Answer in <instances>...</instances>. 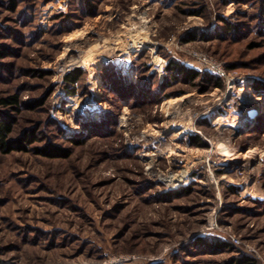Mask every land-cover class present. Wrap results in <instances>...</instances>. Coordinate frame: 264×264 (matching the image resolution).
Wrapping results in <instances>:
<instances>
[{
    "label": "rangeland",
    "instance_id": "1",
    "mask_svg": "<svg viewBox=\"0 0 264 264\" xmlns=\"http://www.w3.org/2000/svg\"><path fill=\"white\" fill-rule=\"evenodd\" d=\"M14 95L0 264H264V0H0Z\"/></svg>",
    "mask_w": 264,
    "mask_h": 264
},
{
    "label": "bare ground",
    "instance_id": "2",
    "mask_svg": "<svg viewBox=\"0 0 264 264\" xmlns=\"http://www.w3.org/2000/svg\"><path fill=\"white\" fill-rule=\"evenodd\" d=\"M127 40V39H126ZM146 46V44H145V40H140V41H133L132 42V44L131 43H127L126 41H120L119 43H118V45H116V46H108L106 49L107 50H105L107 53H109L110 55H116V54H118L119 52L121 53H134V52H137V51H140V50H142L144 47ZM63 61V60H62ZM83 61V60H82ZM160 61V57H158V56H156V58L154 59V63H158ZM84 62V61H83ZM81 63V62H80ZM84 63H82V64H80L79 66H77V67H84ZM70 69V68H69ZM184 97V96H183ZM182 97V98H183ZM170 105V104H169ZM177 112V111H176ZM220 119V118H219ZM223 119V118H222ZM248 120V119H247ZM222 121V120H221ZM223 123V122H222ZM221 123V124H222ZM224 124V123H223ZM233 126H235V125H233ZM183 127V126H182ZM183 130H185V129H183ZM186 131V130H185ZM185 133V132H184ZM157 134H159V133H157ZM154 135V134H153ZM152 135V136H153ZM147 136V135H146ZM149 136V135H148ZM160 136H162V135H160ZM159 136V137H160ZM158 137V136H157ZM180 136L178 135L175 139H178ZM162 138V137H161ZM164 138V137H163ZM162 138V139H163ZM181 139V138H180ZM154 141V140H153ZM159 141V140H158ZM158 141H156V142H158ZM154 143V142H153ZM156 147H158V146H156ZM170 147V146H169ZM174 147V146H173ZM223 148V151H224V153H223V156H230V154L231 153H229V150H228V147H226V146H222ZM175 148V147H174ZM174 148H170L168 151H167V153H169V154H171V155H173V154H179L178 152H177V150L176 149H174ZM167 150V149H166ZM180 150V149H179ZM181 153V152H180ZM182 157V156H181ZM182 159H183V157H182ZM175 160V159H174ZM173 161V160H172ZM182 161V160H181ZM183 162V161H182ZM181 163V162H180ZM157 163H156V160H151L150 162H149V165H150V167L151 168H153L155 165H156ZM187 165V164H186ZM157 166V165H156ZM154 170V169H153ZM188 170H189V168H188ZM181 175V174H180ZM181 177L183 178V177H186V175L185 174H182L181 175ZM187 183V182H186ZM236 184V183H235ZM185 185V182H183V181H181V180H177L175 183H174V185H173V187L172 188H174V189H176V188H181L182 186H184ZM187 185V184H186ZM246 195H252L254 198H258V199H260V200H264V197H263V195L261 194L260 196H258L256 193H253L252 191H247L246 192Z\"/></svg>",
    "mask_w": 264,
    "mask_h": 264
},
{
    "label": "trees",
    "instance_id": "3",
    "mask_svg": "<svg viewBox=\"0 0 264 264\" xmlns=\"http://www.w3.org/2000/svg\"><path fill=\"white\" fill-rule=\"evenodd\" d=\"M232 27V26H230ZM176 69H180L182 72L184 71L186 75L195 78L197 76V72L193 71V70H188L184 68H178L177 65H175ZM81 70H75V71H71L70 73H68L66 75V81H69V83H76L78 81V79L81 77ZM183 72V73H184ZM71 93L73 92L70 91ZM1 104L4 105H8V104H17L18 103V96L14 95L8 98H4L0 101ZM2 113L0 112V147H2L3 149L9 148L11 149V145H9L7 138L8 136L12 133L13 131V121L6 115H1ZM10 120H9V119ZM209 245H218L219 243H206ZM223 244V243H220ZM219 244V245H220Z\"/></svg>",
    "mask_w": 264,
    "mask_h": 264
}]
</instances>
